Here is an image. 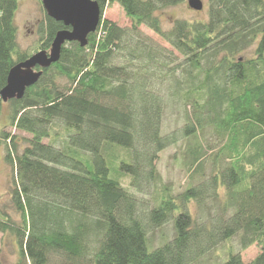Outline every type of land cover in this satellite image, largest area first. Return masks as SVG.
Segmentation results:
<instances>
[{
	"label": "trees",
	"instance_id": "obj_1",
	"mask_svg": "<svg viewBox=\"0 0 264 264\" xmlns=\"http://www.w3.org/2000/svg\"><path fill=\"white\" fill-rule=\"evenodd\" d=\"M20 1L0 0V90L31 56L16 42ZM184 1H98L101 15L118 4L130 26L100 16L85 46L65 42L22 98L6 102L8 126L29 135L19 142L0 122L19 215L0 211V233L14 240L16 264H192L235 237L239 250L256 244L260 253L245 263L230 251L218 264H264V0H207L205 20L164 28L157 12ZM65 29L45 13L38 51ZM165 77L178 87L166 99ZM167 106L184 122L165 134ZM180 141L189 184L176 194L156 164ZM167 223L173 236L152 247L149 233Z\"/></svg>",
	"mask_w": 264,
	"mask_h": 264
},
{
	"label": "rangeland",
	"instance_id": "obj_2",
	"mask_svg": "<svg viewBox=\"0 0 264 264\" xmlns=\"http://www.w3.org/2000/svg\"><path fill=\"white\" fill-rule=\"evenodd\" d=\"M203 3V9L201 11H195L188 7L187 0L184 2L167 9H163L157 12L163 27L168 28L172 21L175 19H187V20H205L207 18L208 5L207 0H201ZM45 11L42 7L41 0H21L19 2L18 9L15 14V26L17 29L16 34V42L18 49L21 52H25L26 54L33 55L38 52L39 48V40H40V26L44 20ZM101 19H107L111 22H114L120 27H129L130 22L128 18L125 16L123 10L118 4H108L105 3L104 9L101 15ZM141 32L151 39L152 42L171 50L169 46L162 41L156 34L153 33L150 29L142 26ZM253 47L251 46L244 50L241 56L250 57L253 52ZM37 51V52H36ZM49 52V50H48ZM173 57H175L177 61L182 60V57L179 56L176 52H173ZM36 71V70H35ZM175 76H180V72H176ZM170 77H165V86H169V89H164L165 99L167 95L170 94L171 91H178V87L176 83L168 84V79ZM170 97V96H169ZM169 101H172L171 99ZM170 106V102H169ZM169 106L166 107L165 113L162 119V129L163 132L169 133L176 128H179L183 124L182 118V109H172ZM7 115V105L6 103L2 106V115H1V127L5 132H10L17 136L18 141L20 142L22 138L27 139L29 137L28 134L23 132L15 131L8 126L6 121ZM208 136V135H207ZM208 140V139H207ZM46 142V141H45ZM23 144L21 142L20 147ZM182 154H183V141L176 143L164 151L160 153L158 162H157V170L161 175L162 180L165 183H170L173 187V191L177 194L182 192L187 185L189 184V177L186 168L182 162ZM5 151L4 148L0 149V211H6L9 216L15 220L19 221V215L16 214L9 202V191L12 184V180L15 177L14 170L10 167V165L4 159ZM204 177H208L210 173V165L209 160L206 161L204 168ZM199 179L196 178L194 183ZM122 184L124 187H128V179L125 178L122 180ZM147 200H150L147 197ZM206 205H209L210 213L212 214L217 210L216 203L214 200L208 199L206 201ZM188 209L191 215L195 218L199 217V209L196 205L191 202L188 205ZM204 215H206L204 213ZM174 234L172 224H165L162 229L156 230L154 232L149 233V240L151 242L152 247H157L161 245L165 240L170 239ZM165 239V240H164ZM163 240V241H162ZM150 249V248H149ZM216 252L211 255L207 254L201 259L192 264H218L221 260H223L226 255L230 251H239L240 257L243 262L248 263L252 261L259 253L260 247L256 244L250 246L246 250H239L238 238L235 237L231 240H227L221 243L220 246L216 248ZM206 257H210L205 260ZM17 246L14 243V240L8 236L0 233V264H16L17 261Z\"/></svg>",
	"mask_w": 264,
	"mask_h": 264
},
{
	"label": "water",
	"instance_id": "obj_3",
	"mask_svg": "<svg viewBox=\"0 0 264 264\" xmlns=\"http://www.w3.org/2000/svg\"><path fill=\"white\" fill-rule=\"evenodd\" d=\"M98 1L100 0H41L46 15L69 29L57 32L49 52L38 51L10 69L6 85L0 90V100L3 103L21 99L25 90L33 86L41 76L42 72L35 71V68L45 69L56 63L65 42L86 45L88 35L96 31L100 20ZM187 5L195 11L203 9L201 0H187Z\"/></svg>",
	"mask_w": 264,
	"mask_h": 264
},
{
	"label": "bare ground",
	"instance_id": "obj_4",
	"mask_svg": "<svg viewBox=\"0 0 264 264\" xmlns=\"http://www.w3.org/2000/svg\"><path fill=\"white\" fill-rule=\"evenodd\" d=\"M50 50V49H49ZM41 51V50H40Z\"/></svg>",
	"mask_w": 264,
	"mask_h": 264
}]
</instances>
